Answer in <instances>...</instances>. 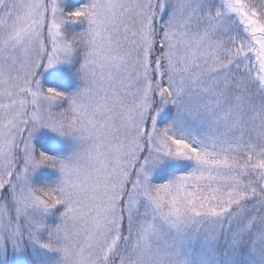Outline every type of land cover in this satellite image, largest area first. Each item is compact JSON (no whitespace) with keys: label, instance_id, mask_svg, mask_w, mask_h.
<instances>
[{"label":"snow or ice","instance_id":"snow-or-ice-1","mask_svg":"<svg viewBox=\"0 0 264 264\" xmlns=\"http://www.w3.org/2000/svg\"><path fill=\"white\" fill-rule=\"evenodd\" d=\"M0 264H264V0H0Z\"/></svg>","mask_w":264,"mask_h":264}]
</instances>
